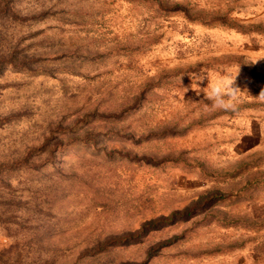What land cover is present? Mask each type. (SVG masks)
<instances>
[{"label":"rangeland","instance_id":"obj_1","mask_svg":"<svg viewBox=\"0 0 264 264\" xmlns=\"http://www.w3.org/2000/svg\"><path fill=\"white\" fill-rule=\"evenodd\" d=\"M261 92L264 0H0V264H264Z\"/></svg>","mask_w":264,"mask_h":264},{"label":"clouds","instance_id":"obj_2","mask_svg":"<svg viewBox=\"0 0 264 264\" xmlns=\"http://www.w3.org/2000/svg\"><path fill=\"white\" fill-rule=\"evenodd\" d=\"M205 98L212 103L216 110L235 111L239 96V86L236 85V77H218L207 85ZM186 91L188 89L186 88ZM264 100V92L260 93Z\"/></svg>","mask_w":264,"mask_h":264},{"label":"trees","instance_id":"obj_3","mask_svg":"<svg viewBox=\"0 0 264 264\" xmlns=\"http://www.w3.org/2000/svg\"><path fill=\"white\" fill-rule=\"evenodd\" d=\"M174 5L175 6L184 7V11L185 12H189L190 11L188 7L183 6L184 4H180L179 3V4H174ZM207 16L209 17L210 15H207ZM216 16H217V19L220 18V17H218V14ZM210 17H212V16H210ZM208 194H209V197L204 199L205 202H200V203L194 204L193 210L198 208V207H200V206L204 207V205L207 202L212 201V199L216 200V199L220 198L223 195L222 192H220V191H213V192H209ZM187 212H189V209H186L183 213H187ZM179 213H181L180 210H173V212L171 214H169V215L160 216V217H158V218H156L154 220L146 221L143 224V226H142V231H143V229H145L144 232L145 231H150V229L158 227V226H160V225H162L164 223H170V222L174 221L178 217L177 215Z\"/></svg>","mask_w":264,"mask_h":264}]
</instances>
